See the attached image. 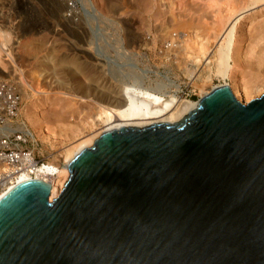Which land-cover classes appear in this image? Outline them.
Listing matches in <instances>:
<instances>
[{
	"label": "water",
	"instance_id": "1",
	"mask_svg": "<svg viewBox=\"0 0 264 264\" xmlns=\"http://www.w3.org/2000/svg\"><path fill=\"white\" fill-rule=\"evenodd\" d=\"M59 196L0 200V264H264V94L211 91L179 123L104 133Z\"/></svg>",
	"mask_w": 264,
	"mask_h": 264
},
{
	"label": "rangeland",
	"instance_id": "2",
	"mask_svg": "<svg viewBox=\"0 0 264 264\" xmlns=\"http://www.w3.org/2000/svg\"><path fill=\"white\" fill-rule=\"evenodd\" d=\"M254 2L0 0V78L20 82L24 91L21 113L31 128L30 115L39 116L51 128L67 129L64 137L71 136L72 129L102 132L107 125L98 104L122 86L159 89L189 101H199L206 84L233 87L234 82L216 76L214 68L207 83V75L194 70L191 58L199 54L202 40L212 39L220 28L215 14L227 16L231 8L241 10L245 3ZM257 6L249 16L264 12L263 3ZM248 17L235 33L237 49L245 58L251 24L264 19ZM214 46L216 42L210 50ZM246 64L239 68V84L253 85L263 79L264 66ZM171 83L180 87L178 93ZM240 86L229 88L244 103ZM255 94L254 99L264 93ZM40 143L42 152L51 151L50 145ZM52 148L61 149L60 145Z\"/></svg>",
	"mask_w": 264,
	"mask_h": 264
},
{
	"label": "bare ground",
	"instance_id": "3",
	"mask_svg": "<svg viewBox=\"0 0 264 264\" xmlns=\"http://www.w3.org/2000/svg\"><path fill=\"white\" fill-rule=\"evenodd\" d=\"M213 1L214 0H212V2ZM260 3H263L264 5V0H256L253 4L248 5L245 3L241 10L231 8L228 10L227 16L221 13L215 14L220 28L215 31V36L212 39H206L205 41L202 40L203 42L199 45V54L192 55V63L196 68L194 70L198 69L199 71L203 70V72H205L207 75V83L211 82V73L214 68L216 76H220L223 79H230L234 82V86L232 87V85L227 83L215 87L207 84L203 85V88L201 89V99L215 89L221 87L239 88L240 85L243 87L242 93L245 99L243 100L244 103H241L240 101L238 102L243 105H246L254 99L255 93H258L259 95L264 93V85H260V82L262 83V80H264V76L258 83L254 81L252 83L253 85L246 82L239 84L240 76L242 74L239 68L242 64L247 63L246 65L251 68H253V66H264V19L259 23L255 22L254 24H251L249 30L250 47L247 50V56L245 55L246 58L242 56V51L239 52L237 49L235 35L237 25L239 23L241 24L242 20L245 21L246 17L249 16V13L256 10L258 7L257 5ZM214 4L215 3H213V5ZM258 15L264 16V12H261V14H250L249 17L254 19ZM228 20H232V22L226 27ZM214 42H216V46H214L213 50H210V45ZM191 71L193 70L191 69ZM191 71H188L189 74ZM190 75L192 76V73ZM169 85H175L174 92L178 93L180 87L177 84L171 83ZM230 91L232 93L231 89ZM117 92V94L113 96L110 94L109 98L106 100L104 99V102H99L98 104V108L101 110L99 112L102 114H100L102 116L101 119L107 125L102 132H83L80 129H72L71 136L67 135L64 137L63 134H66L67 129H64L63 127H61V130L51 128L44 122V120L42 121L38 118L39 116L35 118L31 117V115L29 116L32 123L31 128L20 112L22 122L31 133L32 139L36 141L40 148L39 151L42 152L40 147L41 141L51 146L47 145L51 149V151L47 153L48 163L38 169L35 177L36 179H40L41 181L50 184L49 200L51 197L52 201L61 193V190L69 177L68 166L70 162L82 150L92 147L94 142L104 133L118 131L121 128L142 129L154 124L173 125L179 123L185 116H188L189 113L195 112L201 102V99L199 101L177 99L175 95H170L168 92H163L159 89L144 88L140 85L122 86ZM98 119H100V117ZM57 128H59V126H57ZM57 145H60L61 147L60 152L54 151L52 148ZM29 179L30 178L27 177H21L12 185H8L1 189L0 200L11 191L16 184L23 183Z\"/></svg>",
	"mask_w": 264,
	"mask_h": 264
},
{
	"label": "built area",
	"instance_id": "4",
	"mask_svg": "<svg viewBox=\"0 0 264 264\" xmlns=\"http://www.w3.org/2000/svg\"><path fill=\"white\" fill-rule=\"evenodd\" d=\"M22 92L20 82L0 78V190L21 177L40 180L37 171L48 163L22 122Z\"/></svg>",
	"mask_w": 264,
	"mask_h": 264
}]
</instances>
